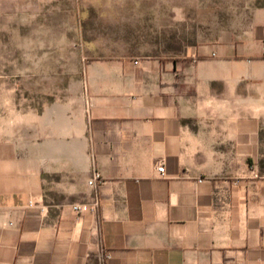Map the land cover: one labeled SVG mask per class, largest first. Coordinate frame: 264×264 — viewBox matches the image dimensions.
I'll return each instance as SVG.
<instances>
[{"label": "crops", "instance_id": "0c3cea01", "mask_svg": "<svg viewBox=\"0 0 264 264\" xmlns=\"http://www.w3.org/2000/svg\"><path fill=\"white\" fill-rule=\"evenodd\" d=\"M231 28L40 111L0 87V264H264V5Z\"/></svg>", "mask_w": 264, "mask_h": 264}, {"label": "rangeland", "instance_id": "374dc122", "mask_svg": "<svg viewBox=\"0 0 264 264\" xmlns=\"http://www.w3.org/2000/svg\"><path fill=\"white\" fill-rule=\"evenodd\" d=\"M264 0H2L0 87L21 106L70 98L97 58H172ZM12 90V93H10Z\"/></svg>", "mask_w": 264, "mask_h": 264}, {"label": "built area", "instance_id": "2783aa9c", "mask_svg": "<svg viewBox=\"0 0 264 264\" xmlns=\"http://www.w3.org/2000/svg\"><path fill=\"white\" fill-rule=\"evenodd\" d=\"M157 171L161 176H165L166 173L165 165L163 163L160 164L157 167ZM99 180H100V175L96 174L94 178L91 181H89V185L91 187H96L98 185ZM99 208H100V200L97 197L91 203H81V204L72 205L73 211L79 216H82L83 214L88 212H93V213L98 212Z\"/></svg>", "mask_w": 264, "mask_h": 264}, {"label": "clouds", "instance_id": "9594fccd", "mask_svg": "<svg viewBox=\"0 0 264 264\" xmlns=\"http://www.w3.org/2000/svg\"><path fill=\"white\" fill-rule=\"evenodd\" d=\"M259 110H264V108H261ZM16 124V121L13 120V121H8L7 124H6V127L8 129H11L15 126ZM11 133L10 132H5V125L3 123H0V136H4V135H10Z\"/></svg>", "mask_w": 264, "mask_h": 264}]
</instances>
